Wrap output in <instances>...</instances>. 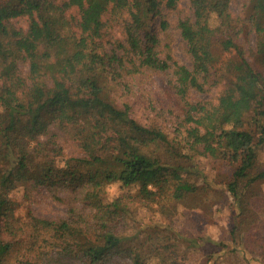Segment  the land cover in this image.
<instances>
[{"label":"trees","instance_id":"16d2710c","mask_svg":"<svg viewBox=\"0 0 264 264\" xmlns=\"http://www.w3.org/2000/svg\"><path fill=\"white\" fill-rule=\"evenodd\" d=\"M181 1L0 0V264H107L120 254L149 264L124 228L143 204L203 206L214 182L197 156L232 165L230 235L235 250L258 246L264 0H238L236 12L235 0ZM175 32L189 66L172 53ZM162 76L181 112L172 137L109 88ZM214 90V100L191 98ZM115 185L123 193L110 196ZM18 188L46 189L66 216H20ZM173 247L156 245L154 264H171Z\"/></svg>","mask_w":264,"mask_h":264},{"label":"rangeland","instance_id":"374dc122","mask_svg":"<svg viewBox=\"0 0 264 264\" xmlns=\"http://www.w3.org/2000/svg\"><path fill=\"white\" fill-rule=\"evenodd\" d=\"M180 6L186 8V1H181ZM232 10L234 12L238 10V0H235ZM171 17L174 18L173 14ZM157 27L158 18L150 17L147 20V28L153 31ZM171 47L177 61L189 66L186 46L178 32L173 34ZM126 80L127 91L109 83L114 102L117 105L127 103L132 117L142 124L158 126L172 137L181 112L178 101L167 85L166 77H153L147 81L129 78ZM216 94L217 90L209 93H193L191 98L214 100ZM258 155L259 162L264 163V146L259 148ZM195 162L198 169L214 182L213 190L203 196V206L190 208L187 205L177 204L163 210L155 203L143 204L137 209L135 220L128 221V225L124 228L125 235L130 238L134 236L132 243L137 241V238L140 240L137 244L142 254L148 257L146 261L149 264L155 263L153 250L160 243L176 245L172 248L176 256H171V264H264V182L257 185L258 208L255 232L258 246L252 247L251 243H248L235 250L237 244L232 240L230 230L237 217L231 205V197L224 187L231 177L232 165L201 156L195 157ZM121 193L123 191L117 185L109 191L110 196ZM10 198L16 202L17 212L22 217H25L28 211L37 217L48 219L66 216V205L54 200L51 193L44 188L33 191L28 197L18 188L10 194ZM250 227L253 226H247V229ZM236 239L238 241V238ZM222 243L226 247L222 246ZM259 247L262 248L263 255L259 252ZM245 248L256 250L251 253L245 251ZM125 262L126 259L120 254L107 264Z\"/></svg>","mask_w":264,"mask_h":264}]
</instances>
